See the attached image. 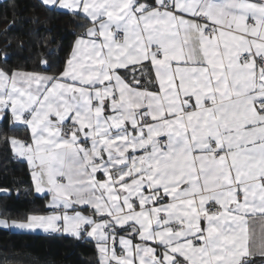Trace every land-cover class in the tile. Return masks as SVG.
<instances>
[{
    "label": "snow or ice",
    "instance_id": "6c2138e0",
    "mask_svg": "<svg viewBox=\"0 0 264 264\" xmlns=\"http://www.w3.org/2000/svg\"><path fill=\"white\" fill-rule=\"evenodd\" d=\"M41 3L83 23L62 70L0 67L47 209L0 228L96 264H264V0Z\"/></svg>",
    "mask_w": 264,
    "mask_h": 264
},
{
    "label": "trees",
    "instance_id": "16d2710c",
    "mask_svg": "<svg viewBox=\"0 0 264 264\" xmlns=\"http://www.w3.org/2000/svg\"><path fill=\"white\" fill-rule=\"evenodd\" d=\"M79 23L40 0H1L0 67L48 74L62 70ZM11 137L27 139V132L9 115L0 119V219L9 220L47 211L45 197L34 192L27 162L15 157L8 143ZM254 259L260 264L262 258ZM0 264H96V249L72 237L0 228Z\"/></svg>",
    "mask_w": 264,
    "mask_h": 264
},
{
    "label": "crops",
    "instance_id": "0c3cea01",
    "mask_svg": "<svg viewBox=\"0 0 264 264\" xmlns=\"http://www.w3.org/2000/svg\"><path fill=\"white\" fill-rule=\"evenodd\" d=\"M1 1V0H0ZM41 1V0H40ZM62 11V10H61ZM17 126H23V125H17ZM27 137H28V133H27ZM18 139H22V138H18ZM16 157V156H15ZM35 192V191H34ZM36 193V192H35ZM37 194V193H36ZM38 195H40V194H38ZM20 231H23V230H20ZM36 233H43L42 231H40V230H37V231H35ZM257 257H259V256H256L255 258H257Z\"/></svg>",
    "mask_w": 264,
    "mask_h": 264
},
{
    "label": "rangeland",
    "instance_id": "374dc122",
    "mask_svg": "<svg viewBox=\"0 0 264 264\" xmlns=\"http://www.w3.org/2000/svg\"><path fill=\"white\" fill-rule=\"evenodd\" d=\"M11 230H19V229H11ZM20 231V230H19Z\"/></svg>",
    "mask_w": 264,
    "mask_h": 264
}]
</instances>
